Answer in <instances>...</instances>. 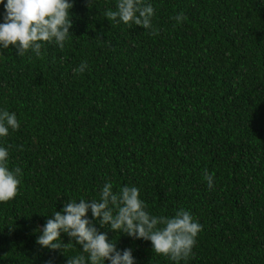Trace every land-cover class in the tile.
<instances>
[{
    "label": "trees",
    "instance_id": "16d2710c",
    "mask_svg": "<svg viewBox=\"0 0 264 264\" xmlns=\"http://www.w3.org/2000/svg\"><path fill=\"white\" fill-rule=\"evenodd\" d=\"M69 2L63 50L0 48V110L20 124L0 147L22 170L0 203V264L87 258L64 233L63 254L39 246L38 229L66 202L98 200L105 182L137 187L150 215L191 213L202 231L180 264H264V0H143L157 35L108 21L116 0ZM98 223L135 264H175Z\"/></svg>",
    "mask_w": 264,
    "mask_h": 264
},
{
    "label": "clouds",
    "instance_id": "9594fccd",
    "mask_svg": "<svg viewBox=\"0 0 264 264\" xmlns=\"http://www.w3.org/2000/svg\"><path fill=\"white\" fill-rule=\"evenodd\" d=\"M86 2L91 9L93 0ZM0 4L5 10L3 23H0V48L15 47L19 57L32 51L40 59L43 58L41 49L46 43H55L61 50L64 49L72 27L70 10L73 4L69 0H7L6 3L0 0ZM154 11L143 0H116L115 10L105 11L104 16L108 21L122 22L129 27L134 24L151 29V35H157L158 30L152 27ZM172 19L180 23L187 17L181 12ZM86 68L87 62L83 61L73 72L83 73ZM19 127L15 113L0 110V137H7L9 129L16 131ZM8 159V150L0 147V203L13 200L21 183V168L17 166L10 170ZM203 179L211 189L213 174L204 169ZM146 208L137 187L123 186L114 192L113 184L105 182L98 200L81 198L78 202L69 201L62 211H55L54 218L47 219L45 225L38 229L41 234L36 243L52 251H66L74 244L61 241V233H64L70 241L82 246V252L87 254V258L84 255L67 258V264H105V261L110 264H135L131 249L117 250L116 244L109 242L107 232H100L93 224L95 220L101 228L109 225L113 232L150 241L152 252L168 257L175 264L187 261L202 226L183 209L173 217H165L150 215ZM89 210L93 220L87 218Z\"/></svg>",
    "mask_w": 264,
    "mask_h": 264
}]
</instances>
